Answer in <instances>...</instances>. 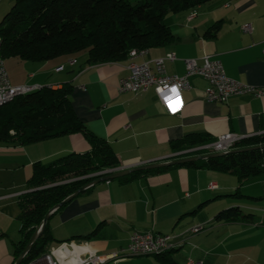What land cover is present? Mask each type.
<instances>
[{
  "label": "crops",
  "instance_id": "1",
  "mask_svg": "<svg viewBox=\"0 0 264 264\" xmlns=\"http://www.w3.org/2000/svg\"><path fill=\"white\" fill-rule=\"evenodd\" d=\"M6 1L11 0H0L1 15L6 11ZM163 20L173 39L144 48L140 55L131 56L129 52L118 61L89 64L83 51L44 61L22 60L17 64L19 76L5 69L14 85L58 88L69 83L76 114L88 130L111 145L119 160L118 169L174 159L171 142L187 133H202L212 141L225 133L264 134V96L245 93L225 102H210L204 93L207 82L199 76L190 77V88L181 92L184 106L174 114L158 100L152 87L118 91L119 79L129 74L128 63L149 62L168 53L176 56L165 61L168 75L183 74L184 59L208 55L221 62L230 78L264 86V0H212L194 9L167 12ZM246 23L248 32L242 29ZM214 25L217 29L212 32ZM60 66L62 69H57ZM88 149L81 133L29 144L0 143V264H14L17 258L21 238L18 200L29 191L32 164L49 163L68 152ZM211 182L216 185L213 189L208 188ZM232 206L251 213L252 218H215ZM263 220L264 171L239 182L229 173L178 166L129 181L115 178L90 186L53 214L49 227L53 250L66 243L77 253H116L126 249L130 234L138 231L171 235L172 247L167 255L175 264H187L188 260L264 264ZM196 224H203L204 229L190 233L188 228ZM95 228L89 239L68 240ZM110 264L166 263L155 255H145Z\"/></svg>",
  "mask_w": 264,
  "mask_h": 264
},
{
  "label": "trees",
  "instance_id": "2",
  "mask_svg": "<svg viewBox=\"0 0 264 264\" xmlns=\"http://www.w3.org/2000/svg\"><path fill=\"white\" fill-rule=\"evenodd\" d=\"M210 1L138 0L131 3L128 0H14L0 20L1 55L4 59L16 57L44 61L85 51L89 64L118 61L126 58L132 49L141 50L171 41L173 35L163 20L167 12L194 9ZM216 29L215 25L211 28L212 32ZM71 91L69 83L58 88L42 86L17 95L0 106V143L29 144L81 133L89 145L85 152H68L49 163L32 164L27 180L29 191L21 194L18 200L17 219L21 238L17 243L16 257L51 207L81 186L104 175L103 172L119 167V160L111 145L88 130L76 114L71 103ZM211 141L205 134L187 133L171 142V149L179 152ZM259 145H264V134L244 137L232 149ZM204 153H184L175 158ZM263 163L264 148L251 149L134 171L118 179L129 181L169 167L185 166L229 173L240 182L261 174L264 171ZM215 218L219 221H249L252 214L232 206L218 212ZM49 220L20 264L37 260L45 254L46 245L53 240ZM96 231L95 228L89 234L72 236L68 240L89 239ZM168 252L166 250L155 256L166 264H175Z\"/></svg>",
  "mask_w": 264,
  "mask_h": 264
},
{
  "label": "built area",
  "instance_id": "3",
  "mask_svg": "<svg viewBox=\"0 0 264 264\" xmlns=\"http://www.w3.org/2000/svg\"><path fill=\"white\" fill-rule=\"evenodd\" d=\"M243 31L248 32L250 30L249 24L242 26ZM143 54L142 52H134L132 49L130 55L136 56ZM176 56L172 53H168L163 57L154 58L149 62L143 63H128L129 74L126 77H122L118 81V91L136 92L139 90H145L152 87L158 100L167 108L170 113L179 112L184 102L181 96V105L178 110H170L165 102V97L170 95V88L172 86H178V90L181 92L184 89L190 88V77L199 76L206 80L207 85L204 88L205 98L210 101L225 102L233 95L238 94H251L255 97L264 96V86H251L230 78L221 62L208 55H204L200 58H186L183 60L185 65V71L181 75H168L166 72L165 61L175 60ZM60 66L57 69H62ZM37 85L27 84H11L7 75L4 58L1 55V39H0V106L9 102L13 97L31 92L38 89ZM244 137L234 133H225L219 135L215 140L201 145H196L183 151L176 152L174 156H178L184 153H193L197 151L207 152H227L232 149L233 145ZM216 185L211 182L208 188H215ZM190 233L197 232V224L188 228ZM171 235L153 232H138L133 231L129 236V242L126 249H136L140 247H159V254L164 252V245L172 244ZM110 254H99L95 250H88L85 252H75L71 250L65 243L61 244L56 250H52L50 253H45L39 259L29 261L26 264H103V259ZM187 264H205L202 260H188Z\"/></svg>",
  "mask_w": 264,
  "mask_h": 264
},
{
  "label": "water",
  "instance_id": "4",
  "mask_svg": "<svg viewBox=\"0 0 264 264\" xmlns=\"http://www.w3.org/2000/svg\"><path fill=\"white\" fill-rule=\"evenodd\" d=\"M261 148H264V145H259V146H255V147H249V148L231 149V150H229L227 152H209V153L192 155V156H186V157H181V158H174V159H171V160H168V161H164V162L144 164V165H139V166L126 168V169H118L117 168V169L111 170L109 172H103L104 175H102V176L94 179L93 181L81 186L80 188H78L77 190H75L74 192H72L71 194L66 196L62 201H60L59 203H57L56 205L51 207L46 212V214L44 215L41 223L35 229V231L31 235L30 239L26 243L24 249L21 251V253L15 259L14 264H20L21 263L23 257L29 251V249L31 248V246L35 242L36 238L41 233V231L43 230V228L46 225L47 221L54 214V212L59 207H61L63 204L69 202L75 196H77L80 192L84 191L85 189H87L90 186H93V185H95V184H97V183H99L101 181H107V180H111V179H115V178L127 175V174H129L131 172H134V171H139V170H144V169H154V168H159V167H167V166H171V165H175V164H182V163H186V162H191V161H196V160L208 159V158H211V157L222 156V155H224L226 153H229V152H238V151H245V150H251V149H261Z\"/></svg>",
  "mask_w": 264,
  "mask_h": 264
},
{
  "label": "bare ground",
  "instance_id": "5",
  "mask_svg": "<svg viewBox=\"0 0 264 264\" xmlns=\"http://www.w3.org/2000/svg\"><path fill=\"white\" fill-rule=\"evenodd\" d=\"M142 51L144 53L146 49H141V50L134 49V52H142ZM203 229H204L203 224H197V232H200ZM171 247L172 244L164 245V251L169 250ZM156 254H159V247H140L136 249H128V251L123 255H119L118 253H113L110 256H106L103 259V264H110V262H113L115 260H120L128 256H145V255H156Z\"/></svg>",
  "mask_w": 264,
  "mask_h": 264
},
{
  "label": "rangeland",
  "instance_id": "6",
  "mask_svg": "<svg viewBox=\"0 0 264 264\" xmlns=\"http://www.w3.org/2000/svg\"><path fill=\"white\" fill-rule=\"evenodd\" d=\"M130 1H131V3H135L138 0H130ZM13 2H14V0H11L10 2L6 1V3H4V5H6L7 8H6V11L2 15L0 14L1 15L0 20L2 19L3 15L10 9ZM4 61H5V66H6V69L8 72L10 71V73L14 76H19L21 74V70H20L19 66H17V64H20L19 62L22 61L21 59L16 58V57H6L4 59ZM258 216H261V215H258ZM51 245H52L51 242L48 243L45 247V250L46 251H52L53 250L52 248H54V247L51 248Z\"/></svg>",
  "mask_w": 264,
  "mask_h": 264
},
{
  "label": "clouds",
  "instance_id": "7",
  "mask_svg": "<svg viewBox=\"0 0 264 264\" xmlns=\"http://www.w3.org/2000/svg\"><path fill=\"white\" fill-rule=\"evenodd\" d=\"M170 93L171 94L167 96V101H168V103L166 104L167 107L169 108V105H171V106L181 105V94L178 90V86H172L170 88Z\"/></svg>",
  "mask_w": 264,
  "mask_h": 264
},
{
  "label": "snow or ice",
  "instance_id": "8",
  "mask_svg": "<svg viewBox=\"0 0 264 264\" xmlns=\"http://www.w3.org/2000/svg\"><path fill=\"white\" fill-rule=\"evenodd\" d=\"M166 99H165V102H166V104L168 103V101H167V97H165ZM180 106V105H179ZM179 106H171V105H169V109L170 110H172V111H176V110H178L179 109Z\"/></svg>",
  "mask_w": 264,
  "mask_h": 264
}]
</instances>
